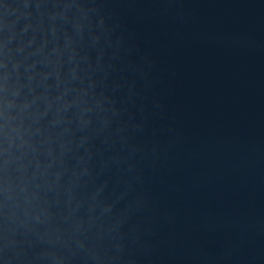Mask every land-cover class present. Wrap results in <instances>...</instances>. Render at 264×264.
Returning a JSON list of instances; mask_svg holds the SVG:
<instances>
[{"label": "water", "instance_id": "water-1", "mask_svg": "<svg viewBox=\"0 0 264 264\" xmlns=\"http://www.w3.org/2000/svg\"><path fill=\"white\" fill-rule=\"evenodd\" d=\"M97 2L121 38L108 90L137 125L126 143L94 142L133 165L102 176L109 199L132 184L114 209L131 206L123 247L102 237L104 264H264V0ZM62 127L57 153L75 135Z\"/></svg>", "mask_w": 264, "mask_h": 264}, {"label": "clouds", "instance_id": "clouds-1", "mask_svg": "<svg viewBox=\"0 0 264 264\" xmlns=\"http://www.w3.org/2000/svg\"><path fill=\"white\" fill-rule=\"evenodd\" d=\"M108 7L97 0H0V264H75L82 252L104 264L105 235L123 247L118 230L131 206L114 209L131 180L109 199L102 176L113 165H133L94 143L102 133L109 147L126 143V129L137 126L108 90L121 57ZM54 125L75 133L60 140L58 153ZM57 156L63 167L54 169Z\"/></svg>", "mask_w": 264, "mask_h": 264}]
</instances>
